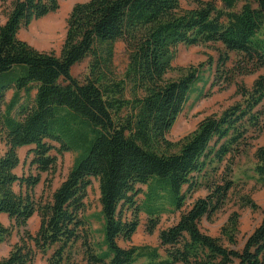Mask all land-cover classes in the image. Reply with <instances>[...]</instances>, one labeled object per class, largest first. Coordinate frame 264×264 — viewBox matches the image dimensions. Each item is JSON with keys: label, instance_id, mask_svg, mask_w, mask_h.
<instances>
[{"label": "trees", "instance_id": "1", "mask_svg": "<svg viewBox=\"0 0 264 264\" xmlns=\"http://www.w3.org/2000/svg\"><path fill=\"white\" fill-rule=\"evenodd\" d=\"M60 1L12 0L0 24V144L6 146L0 217L13 223L6 227L0 219V244L13 229L19 234L0 264H33L38 255L49 256L47 264H264V215L241 249L237 214L221 237L200 227L221 211L235 185L233 160L264 135V75L251 88L237 85L241 100L204 118L190 134L177 142L168 138L204 75V64L174 67L178 47L221 45L212 88L227 89L238 75L256 74L264 69V0H196L191 10L182 9L181 0H89L72 8L59 54L18 37L57 12ZM119 42L128 56L121 77L114 66ZM230 53L240 57L232 69L226 67ZM86 60L88 73L80 80L72 69ZM174 72L177 78L170 77ZM24 147H31L29 165L37 175L15 172ZM53 150L75 153L73 166L50 199L36 198L41 174L56 169ZM256 158L254 171L264 184V147ZM225 162L221 181L208 183V194L187 206L200 178L209 179V168L217 173ZM93 180L103 220L99 241L84 217ZM178 212V221L160 230L159 246L119 244L132 240L141 213L153 234L162 215ZM35 215L40 225L33 234L28 222Z\"/></svg>", "mask_w": 264, "mask_h": 264}, {"label": "rangeland", "instance_id": "2", "mask_svg": "<svg viewBox=\"0 0 264 264\" xmlns=\"http://www.w3.org/2000/svg\"><path fill=\"white\" fill-rule=\"evenodd\" d=\"M89 0H61L60 8L57 12L52 13L42 19L33 21L28 27H24L20 30L18 37L42 52L53 51L59 54L63 46L66 33H67V20L69 14L77 3L87 2ZM207 1V0H205ZM218 2V6L221 4ZM12 0H0V24H4L6 21V15L11 8ZM181 7L184 10H191L197 7L196 0H181ZM221 45H199L187 47L180 45L177 50V54L174 60V67H189L199 66L204 64L203 67V82L199 83L194 93L191 95L190 100L185 106L184 111L178 117L175 125L170 131L168 138L177 142L186 135L193 132L199 123L206 117L220 114L228 107L241 100V96L237 95V85L243 84L247 88H251L259 75L264 74V69H261L256 74L248 76L238 75L235 78V84L231 85L227 89L219 90L218 87L212 88V83L217 77V61L218 50ZM240 57L236 53H230V61L226 67L232 69L239 61ZM128 63V56L125 51V45L123 42L117 43L115 47V59L114 66L115 71L119 77L123 76ZM88 73V60L77 64L72 69L74 77L83 80ZM178 72H174L170 75L172 78H177ZM11 95L6 96V101H10ZM264 110V103H263ZM4 110V107L2 108ZM252 146L249 147L241 156L233 160V164L230 170L232 171L231 179L234 180L235 185L229 192L228 198L224 207L219 213H217L211 221L203 219L200 223L201 229L214 237H221V229L227 224L229 218L237 214L239 217V233L236 237L237 248L241 249L247 236L254 231L260 224L264 215V184L258 182V176L256 175L254 168L257 164L256 153L261 147H264V135H261L255 140L251 141ZM55 148H59L56 143H51ZM31 147H24L19 150V156L21 159L20 166L16 169V173L19 176L23 175H37L36 169L31 168L29 163L32 159L30 155ZM6 151V146L0 144V155H3ZM52 156L57 158V166L52 173H42L41 183L34 189L33 194L36 198H40L43 195L45 200L51 198L53 192L60 186V184L67 177L70 172L76 154L72 152H66L59 154L57 150H53ZM217 166V165H216ZM226 162L220 165L218 172H214L213 168H209V179L200 178V184L197 189L188 194L187 206L193 204V202L199 198L205 197L208 194L206 186L208 183H212L214 180L221 181V173L225 171ZM49 181V187L45 182ZM202 182V184H201ZM145 189V187H142ZM187 190V186L185 187ZM15 191L19 192L20 188L15 186ZM138 200H143V195L138 196ZM251 200L256 208L251 207L247 201ZM86 210L84 213L85 219L89 223V228L92 233L94 241H99L102 238V225L103 220L101 218V205H100V190L99 183L93 180V185L88 191V197L86 199ZM181 213L162 215L160 225L157 230L150 234L147 231L148 216L141 213L139 216V228L132 237L131 241L119 240V244L123 248H130L133 246H159V232L160 230L173 225L178 221ZM130 216V214H128ZM2 223L6 227H13V223L9 220L7 215L0 217ZM40 219L37 215L32 217L28 222V229L31 233L35 234L39 229ZM19 241V234L16 229H13L12 234L6 239L5 242L0 244V260L6 257L12 247ZM81 250L80 246H77V251ZM53 251H50L51 256ZM49 256L38 255L33 264H47ZM80 261V257L78 259ZM145 259H140L135 264H145ZM234 264H238L236 261Z\"/></svg>", "mask_w": 264, "mask_h": 264}, {"label": "crops", "instance_id": "3", "mask_svg": "<svg viewBox=\"0 0 264 264\" xmlns=\"http://www.w3.org/2000/svg\"><path fill=\"white\" fill-rule=\"evenodd\" d=\"M263 75H264V74H263ZM9 94L11 95L10 97H12L13 92H12V91L8 92V93L6 94V96L9 95ZM2 216H3V215H2Z\"/></svg>", "mask_w": 264, "mask_h": 264}]
</instances>
